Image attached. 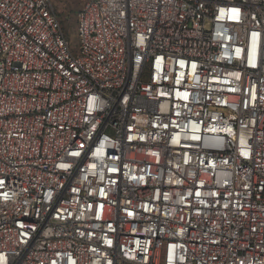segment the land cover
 <instances>
[{
	"label": "built area",
	"instance_id": "obj_1",
	"mask_svg": "<svg viewBox=\"0 0 264 264\" xmlns=\"http://www.w3.org/2000/svg\"><path fill=\"white\" fill-rule=\"evenodd\" d=\"M0 0V264H264V0Z\"/></svg>",
	"mask_w": 264,
	"mask_h": 264
},
{
	"label": "rangeland",
	"instance_id": "obj_2",
	"mask_svg": "<svg viewBox=\"0 0 264 264\" xmlns=\"http://www.w3.org/2000/svg\"><path fill=\"white\" fill-rule=\"evenodd\" d=\"M57 13L59 20L70 31L69 40L73 49L78 46L76 34L77 13L84 0H49Z\"/></svg>",
	"mask_w": 264,
	"mask_h": 264
},
{
	"label": "trees",
	"instance_id": "obj_3",
	"mask_svg": "<svg viewBox=\"0 0 264 264\" xmlns=\"http://www.w3.org/2000/svg\"><path fill=\"white\" fill-rule=\"evenodd\" d=\"M58 16V15H57ZM59 18V17H58ZM60 21V20H59ZM60 24H61V26H62V28H63V30H64V32H65V34H66V36H67V38H69V35H70V31H68L67 30V28H65V26L62 24V22L60 21Z\"/></svg>",
	"mask_w": 264,
	"mask_h": 264
}]
</instances>
